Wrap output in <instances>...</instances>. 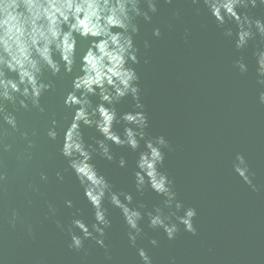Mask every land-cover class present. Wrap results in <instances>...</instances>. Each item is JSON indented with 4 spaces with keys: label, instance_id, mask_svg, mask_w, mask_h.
<instances>
[{
    "label": "water",
    "instance_id": "obj_1",
    "mask_svg": "<svg viewBox=\"0 0 264 264\" xmlns=\"http://www.w3.org/2000/svg\"><path fill=\"white\" fill-rule=\"evenodd\" d=\"M159 11L150 22L139 21L140 32L134 37L140 49V63L133 65L140 76L141 101L149 115L151 136L164 135L171 150L161 171H167L175 181L178 198L185 207H195L197 235L183 230L169 241L161 230L147 228V237L139 241L153 257L154 264H264V105L258 102L259 86L255 83V61L251 47L245 53L250 71L240 75L232 66L240 54L222 36L206 9L199 16L188 0H160ZM181 13L180 19L173 12ZM264 17V7L251 10ZM159 27L161 36L153 35ZM187 29V32L185 31ZM147 41L149 47H144ZM87 46L81 41L78 47ZM75 75V72L72 74ZM72 75L48 78L55 81V91L46 93L41 103L57 112V119L68 115L62 108L61 94L71 90ZM94 103L96 98H92ZM131 98L118 105L119 113L130 110ZM26 128L42 129L45 121L35 110L19 114ZM123 132L121 125L114 126ZM86 142L91 137L102 138L95 128L82 125ZM61 133V141H62ZM18 141L16 154H3L0 168L7 172V180L0 185V257L3 264H138L135 249L128 244L127 227L119 209L109 207L112 227L106 243L112 261H106L104 249L93 241H86L88 254L68 249L66 232L55 221L67 226L74 209L64 205L73 200L83 217L91 222L90 205L83 197L75 175L67 168V161L59 154L58 143L41 136L33 150L31 162L17 159L25 147ZM143 142H141V149ZM139 151V150H138ZM138 151L112 145L116 159L112 162L94 156L97 170L114 184L115 190L132 192L134 202H144L151 210L161 197L148 190L140 197L134 189L135 161ZM237 153L245 156L256 173L253 191L234 172L232 164ZM124 156L128 167L120 168L118 160ZM46 171L47 183L39 179V171ZM60 171L64 180L56 177ZM35 183L39 192L27 188ZM58 212L49 218L47 204ZM19 213L16 226L9 223L12 210ZM33 226L29 235L27 225ZM159 241L157 247L148 243Z\"/></svg>",
    "mask_w": 264,
    "mask_h": 264
},
{
    "label": "clouds",
    "instance_id": "obj_2",
    "mask_svg": "<svg viewBox=\"0 0 264 264\" xmlns=\"http://www.w3.org/2000/svg\"><path fill=\"white\" fill-rule=\"evenodd\" d=\"M195 6L197 16L206 9L223 37L227 38L240 55L232 66L240 75L250 71L245 53L251 47L255 61V83L259 86L258 102L264 105V17L251 13L264 7V0H188ZM160 0H0V164L3 154H16L18 141L25 147L17 159L31 162L38 139L43 136L58 143L59 154L67 161L63 171L75 175L83 189V197L90 205L92 220L83 217L73 200L65 199L64 205L74 209L65 227L59 220L57 227L66 232L67 247L87 256L86 241H93L104 249L106 261H112L107 239L112 227L109 207L119 209L127 227V240L135 249L138 264H154L153 257L138 240L147 237V228L161 230L167 240L174 241L183 230L197 235L194 220L198 215L195 207H185L178 198L175 181L164 166L166 151L171 145L164 135L151 136L149 115L141 101L140 76L133 65L140 63V49L134 37L139 34V21L150 22L159 11ZM172 4L173 0H164ZM180 19L179 11L173 12ZM187 32V29L185 30ZM153 35L161 36L159 27ZM81 41L87 46L78 47ZM144 47H149L147 41ZM75 72V75H72ZM50 77L72 75L71 90L61 94L62 108L68 115L57 119V112L50 111L41 103L46 93L55 91L56 84ZM93 97L96 98L94 103ZM130 97V110L119 113L117 105ZM35 112L45 123L42 129L26 128L19 118L21 111ZM82 125L95 128L102 138L91 137L86 142ZM121 125L123 132L114 126ZM62 135V141L60 139ZM141 142L143 148L141 149ZM112 145L128 147L137 152L132 172L135 192L143 197L151 190L161 197L159 205L148 210L144 202H134L132 192L115 190L113 183L101 174L94 163V156L109 162L116 159ZM120 168H127V160L120 156ZM234 172L253 191L256 173L245 156L237 153L232 164ZM39 179L49 180L46 171H39ZM58 180L64 176L56 172ZM7 180V172L0 168V185ZM27 188L39 192L35 183ZM49 218L58 209L47 204ZM19 213L13 209L9 223L16 226ZM29 235L33 226L27 225ZM148 243L157 247L159 241L150 238ZM0 264L3 258L0 257ZM170 264H175L174 260Z\"/></svg>",
    "mask_w": 264,
    "mask_h": 264
}]
</instances>
